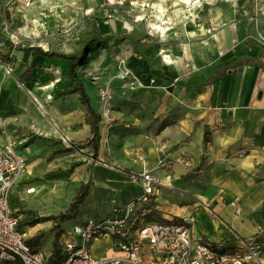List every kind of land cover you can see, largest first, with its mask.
I'll return each mask as SVG.
<instances>
[{
	"label": "crops",
	"instance_id": "crops-1",
	"mask_svg": "<svg viewBox=\"0 0 264 264\" xmlns=\"http://www.w3.org/2000/svg\"><path fill=\"white\" fill-rule=\"evenodd\" d=\"M80 10L74 9L79 16ZM190 12L186 30L160 41V48L144 35L138 42L136 33L124 37L110 23L106 32L98 27L99 16L84 14L91 28L83 36H94L96 47L107 50L86 66L74 51L56 52L46 41L20 35L28 42L24 47L0 34V117L27 158L20 189L11 198L14 209L20 210L16 202L28 189L61 182L46 180L48 174L68 171L71 183L87 189L79 214L107 216L142 194L138 175L150 169L169 177L157 192L158 219L194 215V235L228 249L259 233L264 0H199ZM73 60L76 81L101 117L96 156L89 143V106L71 74ZM123 69L133 74L122 79ZM134 76L143 84L130 87ZM104 89L111 92L108 99L101 96ZM72 143L79 146L68 149ZM163 159L173 164L162 166Z\"/></svg>",
	"mask_w": 264,
	"mask_h": 264
},
{
	"label": "built area",
	"instance_id": "built-area-1",
	"mask_svg": "<svg viewBox=\"0 0 264 264\" xmlns=\"http://www.w3.org/2000/svg\"><path fill=\"white\" fill-rule=\"evenodd\" d=\"M132 74L123 69L121 78ZM151 83H155L154 78ZM140 84L142 80L134 76L129 86ZM110 93L101 90L103 99ZM0 137L5 138L0 142V264H49L43 251L28 243V231L19 226V209L11 205L27 170V158L19 142L10 137L2 117ZM172 164L171 159L161 161L162 166ZM138 178L142 194L117 205L107 216L76 223L61 242L62 257L56 264H264L263 226H258L255 237L243 238L233 248L214 244L194 235V215L162 220L155 216L158 189L169 184V177L162 179L147 169ZM233 206L240 214L241 207L237 203ZM103 238H110L113 244L98 256L93 252L94 244Z\"/></svg>",
	"mask_w": 264,
	"mask_h": 264
},
{
	"label": "rangeland",
	"instance_id": "rangeland-1",
	"mask_svg": "<svg viewBox=\"0 0 264 264\" xmlns=\"http://www.w3.org/2000/svg\"><path fill=\"white\" fill-rule=\"evenodd\" d=\"M157 1L0 0V34L24 47L28 42L21 40L20 35L34 37L38 43L46 41L44 45L50 44L58 49L56 52H69L67 48H70L86 66L90 61L95 62V59L104 57L107 51L102 47H96L99 41L94 36H83L82 33L91 28V23L88 26V23H85L86 13L94 12L101 16L102 20L114 25L118 33H123L124 37L129 33H136L135 39L138 42V36L144 35L153 46L160 48V41L166 40L171 34L177 37L178 33L186 30L184 20L190 15L195 2L199 0H192L188 4L182 0H163L165 11L162 18L166 16V20L162 21L164 32L159 31L154 25L159 22L157 12L153 8ZM202 1L214 3L223 0ZM80 8L81 16L74 11ZM72 31L74 37L71 39L69 36ZM100 49L104 53L101 56L96 52ZM105 61L107 59L103 62ZM59 177L61 182L46 186L42 191L40 188L35 190L31 188L22 194H25L22 202L19 200L16 202L21 206L18 216L22 225L29 232V237L34 240L35 248L43 251L49 264L57 263L58 257L53 256L51 259L57 234L61 232L59 244L62 248L61 242L65 235L71 232L74 224L87 217L84 211L80 214L78 211L81 198L77 196L81 194L83 188L67 179L68 171ZM112 244L110 238H103L96 241L93 252L96 255L103 254Z\"/></svg>",
	"mask_w": 264,
	"mask_h": 264
},
{
	"label": "trees",
	"instance_id": "trees-1",
	"mask_svg": "<svg viewBox=\"0 0 264 264\" xmlns=\"http://www.w3.org/2000/svg\"><path fill=\"white\" fill-rule=\"evenodd\" d=\"M97 21H98V27H101L103 30L109 31L110 30V24L107 23L106 21L102 20L101 16H99L98 18L96 17ZM102 20V21H101ZM94 28H95V23H94ZM44 55L46 56H60V57H64V58H69L67 55L62 54V53H56V52H48V51H41ZM81 60V59H80ZM78 62L73 60L72 65H71V74H72V78L76 81L77 80V75H76V67H77ZM76 83L79 86V91L81 92L82 95V99L83 101L89 106L90 101H89V97L87 95V93L85 92V89L83 87L82 84L78 83L76 81ZM89 113H90V121H91V125H92V130H93V137L92 139H90L89 143L93 145L94 148V156H96L98 154V150H99V140H100V127H99V123L101 121V117L98 113H96L90 106H89ZM74 146V147H72ZM72 146L68 147V149H73L75 147H78L79 145L76 143H72ZM65 173V171H60V172H55V173H50L46 176V180L49 179H55V178H60L59 176L63 175ZM81 188H83V191L81 192L80 195L77 196V198L80 196L81 200L86 196L87 194V189L84 186H81ZM15 207L17 205H15V203L13 204ZM20 210L17 211V214ZM20 229L25 230V227L22 225V221L20 219ZM61 237V232H59L57 234V238L55 241V247L53 249V252H51V259L53 258V256L58 257L57 262L60 260V257H62V249L60 247L59 244V239ZM28 243L35 248V244H34V240L32 238L29 237L28 239Z\"/></svg>",
	"mask_w": 264,
	"mask_h": 264
},
{
	"label": "bare ground",
	"instance_id": "bare-ground-1",
	"mask_svg": "<svg viewBox=\"0 0 264 264\" xmlns=\"http://www.w3.org/2000/svg\"><path fill=\"white\" fill-rule=\"evenodd\" d=\"M182 2L184 3H190L192 2V0H182ZM156 12H157V19L159 20L158 23H155V28H157L159 31H162L164 32L165 31V27L163 26V14H164V11H165V7H164V2L163 0H158L157 2L154 3V7H153ZM68 50L67 51H72L70 48H67ZM169 59V58H168Z\"/></svg>",
	"mask_w": 264,
	"mask_h": 264
}]
</instances>
